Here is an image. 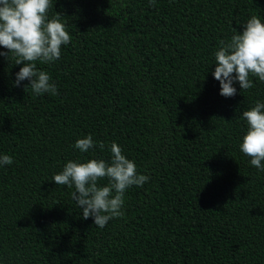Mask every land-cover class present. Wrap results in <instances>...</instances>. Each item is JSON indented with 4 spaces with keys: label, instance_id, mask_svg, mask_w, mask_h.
I'll return each instance as SVG.
<instances>
[{
    "label": "trees",
    "instance_id": "1",
    "mask_svg": "<svg viewBox=\"0 0 264 264\" xmlns=\"http://www.w3.org/2000/svg\"><path fill=\"white\" fill-rule=\"evenodd\" d=\"M50 3L71 42L36 64L59 94L15 87L23 65L0 57V155L13 159L0 167V264H264V171L239 147L264 82L225 98L212 75L219 41L264 22V0ZM88 135L97 147L82 153ZM113 142L149 180L99 228L53 177L110 161Z\"/></svg>",
    "mask_w": 264,
    "mask_h": 264
},
{
    "label": "clouds",
    "instance_id": "2",
    "mask_svg": "<svg viewBox=\"0 0 264 264\" xmlns=\"http://www.w3.org/2000/svg\"><path fill=\"white\" fill-rule=\"evenodd\" d=\"M154 5L155 0H149ZM50 0H0V57L9 61L15 58V65H23L15 74L14 86L20 87L27 80L24 91L31 89L42 94L58 95L51 76L37 69L36 62L52 63L61 56V46L68 45L71 37L61 14L51 20L47 17ZM214 79L219 82V95L231 98L237 95L233 86L238 83L242 91L254 87L252 76L264 82V22L253 15L243 30L230 40L219 41L214 53ZM247 131L242 138L240 151L250 157V163L264 171V103L257 101L253 107L242 113ZM101 150L105 145L99 142ZM82 153L97 147L91 135L78 139L74 145ZM111 160L90 159L85 163L68 161L63 170L54 175L56 185L73 188V201L81 210L83 219L92 218L94 225L104 228L108 222L123 215L124 196L132 186H143L149 177L138 174L134 161L122 154L115 142L111 144ZM9 155H0V167L11 165ZM107 179L108 184L100 186L98 181Z\"/></svg>",
    "mask_w": 264,
    "mask_h": 264
}]
</instances>
